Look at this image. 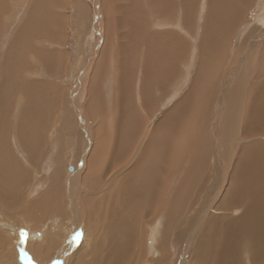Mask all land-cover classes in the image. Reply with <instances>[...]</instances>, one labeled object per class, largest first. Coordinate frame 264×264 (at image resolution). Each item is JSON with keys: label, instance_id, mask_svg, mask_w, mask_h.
I'll return each instance as SVG.
<instances>
[{"label": "bare ground", "instance_id": "obj_1", "mask_svg": "<svg viewBox=\"0 0 264 264\" xmlns=\"http://www.w3.org/2000/svg\"><path fill=\"white\" fill-rule=\"evenodd\" d=\"M7 1L0 0V11L12 0ZM45 1L56 3L39 0ZM249 1L100 2L105 32L101 48L97 39L86 54L87 63H92L87 64L92 73L82 104L88 119L81 124L80 145L73 152L85 143L82 157L86 154V158L81 160L85 171L76 188L84 246L74 264H143V235L155 219L159 230L151 241L157 246L156 256L148 264H172L173 259L180 264H264V6L258 20L253 18L258 24L248 31L251 35L257 31L251 37L257 44H249L259 47L255 54L251 50L243 63H236L234 53L225 54L227 48L217 42L239 26ZM96 22L99 30L100 21ZM55 33L50 31L46 39L53 42ZM21 38L19 27L13 39ZM226 41H222L225 46ZM20 49L23 59L27 49ZM39 50L34 54L38 65L55 70L59 52L41 46ZM180 74L182 81L173 80ZM25 80L16 87L23 102L11 117L20 141L33 117L35 128L45 124L48 128L46 118L51 109L58 112L61 99L53 84ZM106 83L114 86L110 112L104 97ZM254 86L261 88H256L261 92L255 96L250 95ZM168 92L172 98L159 109ZM4 98L3 93L0 200L11 203L16 198L10 187L17 189L22 171L10 146V108ZM153 114L157 119L152 122ZM107 117L111 127L106 130ZM66 127L62 122L56 144L72 137ZM28 143L29 152L21 148L23 152L44 149L38 140ZM72 168L76 177L81 165ZM56 176L58 171L52 173L58 182ZM58 206L56 201H43L37 210L61 217ZM25 214L30 213L24 210ZM50 235L45 233L48 241L40 243L42 247L57 242ZM176 248L178 255L173 252Z\"/></svg>", "mask_w": 264, "mask_h": 264}, {"label": "rangeland", "instance_id": "obj_2", "mask_svg": "<svg viewBox=\"0 0 264 264\" xmlns=\"http://www.w3.org/2000/svg\"><path fill=\"white\" fill-rule=\"evenodd\" d=\"M10 1H7V3ZM55 1V4H48L47 1L41 4L39 0H12L11 4L4 3L3 10L0 11V96L3 93L5 94L4 100L10 108L8 114L9 126H7L9 129L8 136L15 160L22 171V178L17 181V189L10 187V190H13V199L16 198V200L11 203L7 198L8 201L6 199L0 200V264H74L76 256L79 255L84 246V224L80 223L78 219L79 205L78 197H76V188L78 185L81 186L82 176L85 171L86 161L84 165L81 161L86 158V154L82 157L85 143L78 149L76 154L73 152L80 145L78 142L80 139L79 132L82 129L81 124H84L86 119H88L83 113L82 104L86 95L84 89L92 73V69H89L88 65L91 66L92 63H87L86 54L88 55L89 50L97 39L100 41L99 49L101 48L103 33L105 32L104 16L100 7L102 0ZM248 3L239 26L233 29H223L224 31L232 29L230 35L224 37V39H220V37L217 39L219 46L227 48L224 52L225 54L234 53L236 63H243L251 50L255 54L254 50L259 48L257 45L258 48H249V44L254 41L257 44L258 40L251 39L252 36L256 35L257 31L252 35L248 31L250 28L252 29L254 24H258L255 21L253 22V18L258 20L257 14L260 13L262 6H264V0H250ZM79 10L84 18L79 13ZM202 15H204V11ZM81 17L82 21L79 19ZM95 20L100 21L99 30L96 28L97 22ZM44 26H48V28L46 33L42 34L40 31ZM19 27L23 31L24 39L14 40L13 37ZM55 30L57 33L53 37L56 39L53 42L47 40L48 33ZM226 38L227 44L225 46L222 41L226 40ZM110 40L108 41L109 44ZM39 46L46 51H53V48H55L59 52L60 63L55 70L49 71L42 65H38L39 62L35 59L34 54L40 51ZM113 46L109 45L112 51L114 49ZM22 47L27 49L23 51L25 53L23 59L21 58L22 50L20 49ZM112 51L107 54L108 57ZM114 63L115 61L112 62V65ZM205 66L208 68V64ZM78 75L80 77L77 80ZM26 78H38L47 84H53L55 88L60 90L61 99L58 104V112L51 109L46 118L47 122L49 121L48 128H46V124L44 128L41 126L35 128L37 120L33 119L35 118L33 117L30 119V125L24 129V134H21L23 141H20L17 133H15V124L12 123L11 117L17 106H20L23 102L21 95L16 93V87L26 81ZM104 79L107 82L108 77ZM173 80L182 81L181 74ZM28 82L31 83V80H28ZM256 88L258 87L254 86L250 95L255 96L261 92L258 91L261 88H258V90ZM113 90L114 86L110 85L109 87L106 83V94L104 97L109 112L111 110L110 104L113 103ZM206 92H209V89ZM171 98L172 92H168L160 101L161 107L159 109H163L165 102ZM243 98L245 99L246 97ZM65 113L66 120L63 118ZM78 115L82 118L81 120L77 118ZM150 117L152 122L157 119L156 114ZM107 119L106 126L108 128L106 127V130L111 127L109 126L111 125L110 117H107ZM62 122L63 125L66 122V131L69 133L68 136L72 137L70 139L64 137L62 139L63 143L56 144L57 132L61 128ZM87 125L92 126L91 123ZM64 134L66 133L64 132ZM202 134L204 135L203 139H205V132H202ZM15 137H17L16 140ZM29 140L40 141V145L44 147L42 152H23L21 148L29 152ZM202 145L206 147L205 142H202ZM80 165L79 174L74 177L73 170L70 172L68 167L75 166L78 169L77 167ZM104 169L111 172L109 167ZM55 171H58V176H56L59 178L58 182L55 178L52 179V173ZM70 181V186H67ZM73 183L77 185L75 184L72 188ZM71 188L73 195L70 192ZM38 201L41 203L47 201L49 204L56 201L57 205L60 206H58L61 211L60 219H58V216L45 214V212L40 214L37 210ZM24 210H27L30 214L24 215ZM240 211L242 212V210ZM21 212L22 214H20ZM158 224L159 221L155 219L151 220L146 226L142 242L144 243L143 264H148L150 260L155 259L157 246L155 244L152 245L151 240H154L152 234L157 237ZM46 232L51 234L49 238L57 242H52L42 247L40 243L48 241L44 236ZM177 249H173L176 255L180 254V249ZM183 251H185V248L181 252ZM185 258L187 259V257ZM172 264L180 263L173 259Z\"/></svg>", "mask_w": 264, "mask_h": 264}, {"label": "water", "instance_id": "obj_3", "mask_svg": "<svg viewBox=\"0 0 264 264\" xmlns=\"http://www.w3.org/2000/svg\"><path fill=\"white\" fill-rule=\"evenodd\" d=\"M68 169H69V171H72L73 170V168L71 166Z\"/></svg>", "mask_w": 264, "mask_h": 264}]
</instances>
